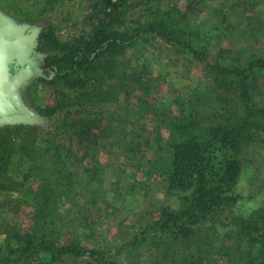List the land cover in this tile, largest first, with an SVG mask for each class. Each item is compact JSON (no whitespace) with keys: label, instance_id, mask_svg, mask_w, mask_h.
Masks as SVG:
<instances>
[{"label":"trees","instance_id":"trees-1","mask_svg":"<svg viewBox=\"0 0 264 264\" xmlns=\"http://www.w3.org/2000/svg\"><path fill=\"white\" fill-rule=\"evenodd\" d=\"M88 1L90 32L63 42L50 27L40 36L38 46V51L47 56L30 59L33 74L64 86L55 107L38 108L41 115L53 119L50 127L61 143L45 136L39 143L35 139L37 146H32L12 139L11 130L36 134V129H0V178L7 176L11 160L18 158L26 162L37 181L36 190L30 188L29 192L34 204L33 227L30 232L13 234L17 247L0 248V264H30L33 259L39 264L66 259L81 264H118L113 256L83 247L72 232L63 234L57 216L58 199L73 186L76 164L88 162L80 183L84 189H91L94 182L101 184L104 172L97 161L96 131L104 136L114 131L103 124V113L121 97L125 101L133 98L141 113L150 114L162 124L154 127L152 138L144 144L159 158L148 160L141 172L144 178L162 177L163 189L179 201L177 210L165 209L160 220L152 223L164 231L223 223L237 198L233 192L246 151L255 136L258 141L254 146L261 149L260 144L264 145V40L259 54L251 49L222 48L213 56L209 43L189 23L191 13L205 1L219 2L215 10H219L223 22H228L232 13L226 9L251 7L250 0H184V10L178 6L180 0H167L176 2L167 10L162 8L166 0ZM130 11H137V15L126 20ZM251 32L249 37L256 39ZM154 39L176 46L204 64L206 77L212 79L211 103L197 96L187 103L178 101L176 115L152 103L156 80L142 57L144 48ZM129 52L132 58L127 60ZM232 92L240 98L242 114L235 113L226 101L225 94ZM161 130L167 131L166 137ZM122 147L128 158H132L130 153H137L133 142ZM0 188L12 190L10 184ZM229 220L239 236H253L258 248L263 244L247 264H264V208L245 217L232 214ZM201 260L199 253L181 263L202 264Z\"/></svg>","mask_w":264,"mask_h":264},{"label":"rangeland","instance_id":"rangeland-1","mask_svg":"<svg viewBox=\"0 0 264 264\" xmlns=\"http://www.w3.org/2000/svg\"><path fill=\"white\" fill-rule=\"evenodd\" d=\"M174 4L176 2L166 0L162 8L167 10ZM184 5V0L178 2L181 10ZM250 5L226 9L232 15L228 22H223L221 13L215 10L220 3L205 1L191 13L189 23L209 43L213 56L222 48L251 49L259 54L264 40V0H250ZM90 14L88 0H0L1 18L15 27H24L29 34V59L47 56L38 51V46L40 36L50 27L55 28V37L63 42L90 32ZM136 15L137 11L127 12L126 20ZM250 30L256 39L249 37ZM127 56V60L131 59V52ZM142 58L156 80L157 88L150 97L152 103L168 108L173 115L177 114L178 101L187 103L197 96L211 103L212 79L206 77L204 64L159 39L152 40L150 46L144 48ZM63 88L52 78L43 80L30 76L21 88L22 98L31 111L48 120L47 129L21 125L0 129H36V134L11 130L12 139L32 146H37L33 143L35 139L39 143L45 136L61 143L50 127L53 119L41 115L38 108L55 107L60 93L65 92ZM225 95L233 111L242 114L244 109L238 95L234 92ZM133 100L125 101L121 97L118 103L104 111L103 124L114 131L111 134L107 131L108 136L96 131L99 138L97 161L104 172L101 184L94 182L91 189H84L80 183L88 162L73 167V186L58 199V228L63 234L72 232L83 247L113 256L118 264H182L185 258L197 257L199 253L202 264H247L263 244L258 248L253 236H239L237 227L229 219L232 214L245 217L253 210L264 208V145L260 144L261 149L254 146L258 141L255 136L242 159V170L233 192L237 198L225 214L230 218L225 217L223 223L216 225H188L181 232L176 228L164 231L153 227L152 223L160 220L165 209L177 210L179 201L163 189L162 177L144 178L141 172L148 160L159 158L144 144L152 138L154 127L162 124L154 121L150 114L141 113ZM121 119L124 123H120ZM161 132L167 136L166 130ZM128 142H133L137 148L136 154L130 153L132 158L127 157L122 147ZM4 184L12 187V190L0 188V248L7 249L18 246L14 233L24 234L33 227L34 204L29 192L30 188L36 190L37 181L26 162L13 158L7 176L0 178V186ZM30 264L39 263L33 259ZM57 264L81 263L66 259Z\"/></svg>","mask_w":264,"mask_h":264},{"label":"water","instance_id":"water-1","mask_svg":"<svg viewBox=\"0 0 264 264\" xmlns=\"http://www.w3.org/2000/svg\"><path fill=\"white\" fill-rule=\"evenodd\" d=\"M24 27L8 24L0 16V128L7 126H39L47 129L48 120L31 111L24 103L21 88L30 76H36L29 68L12 75L11 65L27 62L30 38L24 35Z\"/></svg>","mask_w":264,"mask_h":264},{"label":"flooded vegetation","instance_id":"flooded-vegetation-1","mask_svg":"<svg viewBox=\"0 0 264 264\" xmlns=\"http://www.w3.org/2000/svg\"><path fill=\"white\" fill-rule=\"evenodd\" d=\"M24 35H29L27 31H24ZM36 57L38 56H33L31 59L34 60L36 59ZM29 66L31 67V65L29 63H23V65H17V64H13L11 65V73L12 75H14L15 73L19 72L21 69L23 68H29Z\"/></svg>","mask_w":264,"mask_h":264}]
</instances>
